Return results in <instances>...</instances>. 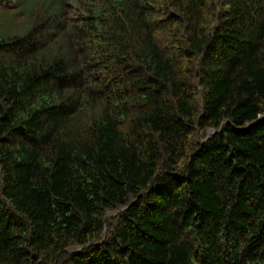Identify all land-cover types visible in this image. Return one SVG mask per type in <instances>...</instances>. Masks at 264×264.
<instances>
[{"label":"trees","instance_id":"trees-1","mask_svg":"<svg viewBox=\"0 0 264 264\" xmlns=\"http://www.w3.org/2000/svg\"><path fill=\"white\" fill-rule=\"evenodd\" d=\"M0 264H264V0H0Z\"/></svg>","mask_w":264,"mask_h":264},{"label":"water","instance_id":"water-1","mask_svg":"<svg viewBox=\"0 0 264 264\" xmlns=\"http://www.w3.org/2000/svg\"><path fill=\"white\" fill-rule=\"evenodd\" d=\"M215 132V130H213V133Z\"/></svg>","mask_w":264,"mask_h":264}]
</instances>
